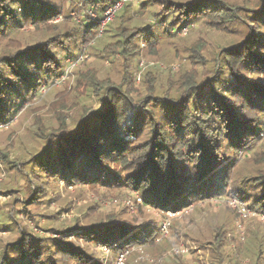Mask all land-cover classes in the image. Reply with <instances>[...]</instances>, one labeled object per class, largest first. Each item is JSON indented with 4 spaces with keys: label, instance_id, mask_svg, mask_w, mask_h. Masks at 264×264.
<instances>
[{
    "label": "trees",
    "instance_id": "16d2710c",
    "mask_svg": "<svg viewBox=\"0 0 264 264\" xmlns=\"http://www.w3.org/2000/svg\"><path fill=\"white\" fill-rule=\"evenodd\" d=\"M121 1L127 0H66L68 9H58L51 0H0V124L10 122L20 103L31 102L42 84L62 75L61 55L75 58L93 43L122 61L117 82L101 79L90 68L75 75V89L95 97L101 108H85L74 121L71 107L56 101L57 127L40 132L43 150L14 161L0 151V168L11 176L22 174L18 167L25 166L23 179L31 185L18 204L14 191L0 189V198L13 206L6 222L18 233L17 240L0 247V264H104L91 245L106 246L114 256L155 245L158 229H147L133 217L100 214L96 207L87 209L91 217L83 215L88 219L84 226L47 223L40 229L45 235L35 236L16 217L15 206L38 225L30 206L44 201L57 180L128 189L139 199L136 206L164 213L232 195L264 216V150L251 152L255 175L232 180L237 158L264 133V0H139L137 9L124 2L99 38L105 13ZM60 17L62 24H51ZM148 17L153 26L142 22ZM195 27H206L221 40L212 45L199 39L175 49L174 58L186 54L188 70L165 86L150 71L136 87L142 53L158 57L164 39ZM24 29L42 38L25 47L18 38ZM34 122L43 124L39 118ZM196 242L209 249L208 264H239L225 251L234 239L221 227ZM262 243L254 244L257 259Z\"/></svg>",
    "mask_w": 264,
    "mask_h": 264
},
{
    "label": "rangeland",
    "instance_id": "374dc122",
    "mask_svg": "<svg viewBox=\"0 0 264 264\" xmlns=\"http://www.w3.org/2000/svg\"><path fill=\"white\" fill-rule=\"evenodd\" d=\"M124 2H120V8L126 2H129L134 9H137L140 1L127 0ZM51 3L58 9H68L69 7L66 0H51ZM115 14L116 12L110 17L105 15L99 38L104 37L105 25L113 21ZM88 15L91 18L95 17V14L91 11L88 12ZM70 16L76 22L81 23L76 14L71 13ZM142 22L150 26L155 24L151 17L144 19ZM62 23L63 18L61 17L51 22L54 25ZM198 28L195 27L192 33H189V30H183L178 33V38L164 39L158 57H150L147 54L148 52L144 51L136 63L138 64V71L135 74L136 87L141 86L142 77L150 71L152 75H156L159 84L165 86V83L176 80L183 70H188L190 65L186 60V54L178 52L179 56L177 55L174 58L175 49L186 48L199 39H205L212 45L221 40L218 33L210 31L206 27ZM154 29L157 30L155 27ZM18 38L23 46L29 47V45L40 41L42 36L34 29H24ZM167 43L171 44L167 45ZM91 46L92 48L84 53L76 54L75 58L61 55L62 75L50 85L42 84L31 102L20 103V107L10 122L0 124V151L6 150L11 161L16 158L27 159L43 150L45 142L40 139V132L44 131L45 128L57 127L52 111L54 102L60 101L66 107H71L69 110H72V112L69 115L74 121L78 119L80 112L85 108H101L95 97L81 93L78 88H76L78 90L75 89V75L78 70L85 72L90 68L94 69L101 79L109 77L117 82L121 74L120 64L122 61L118 55L104 54L99 44L92 43ZM35 118L43 121L42 126L35 124ZM68 123L72 126L71 119L68 120ZM254 149L264 150V133L260 136L254 148L249 152H244L237 158L233 181L237 180L239 182L243 178L255 175L257 165L251 159V152ZM24 167H18L19 173L22 172V174L11 176L2 167L0 168V189L4 192V188L14 191V196L19 198L17 204L29 195L31 189V185H27L23 179ZM51 186L53 187L51 188ZM228 191L230 193V190ZM233 200L240 202L232 195H227L219 199L204 200L195 206H191L190 209L181 211L171 221L170 231L166 237L161 238L159 236L157 239L161 240L158 243H154L155 245L152 247L141 248V252L135 251V248L130 249L132 252L127 257L126 264H208L212 259L210 251L208 248H199L196 240L200 237L208 240L213 235L214 229L219 227L227 233L229 239H234V243L225 248L231 259L238 260L239 264H264V246L261 247L263 254L260 259H257L256 252L254 253L253 250L255 248L254 244L259 245L260 242H263L264 245V216L250 210L251 215L255 213L254 217L240 219L237 211L229 205L230 201ZM71 202H73V205L70 207ZM8 203L7 198H0V247L18 239V233L13 227L9 226L5 219L13 209L11 203L10 205ZM137 203H140L137 195L128 189L101 186L92 188L80 184L71 186L57 180L53 185H49L47 197L44 201L38 205L30 206L31 211L38 214L36 217L38 225L27 220L26 214L20 205L15 206L14 212L17 215L16 217L25 226H29L35 236L39 237L45 235L40 229L47 223L55 226L59 224L70 226L78 221L80 225L84 226L88 219H85L83 215L86 213L88 216L92 215L91 212L87 211L90 207H96L100 214H119L120 218L124 220L133 217L137 223H144L147 229H158L160 233V227L166 219V213L150 207L136 206ZM242 204L248 207L247 204L243 202ZM138 209L140 212H138ZM139 213H141V216H138ZM177 233H179L180 238H177ZM254 238L256 239L253 240ZM181 248L186 249L187 252L180 253ZM90 249L104 264H114L116 256L111 251L108 256H104L99 251V245H91ZM225 262L223 261V264H227Z\"/></svg>",
    "mask_w": 264,
    "mask_h": 264
},
{
    "label": "built area",
    "instance_id": "2783aa9c",
    "mask_svg": "<svg viewBox=\"0 0 264 264\" xmlns=\"http://www.w3.org/2000/svg\"><path fill=\"white\" fill-rule=\"evenodd\" d=\"M120 6H121V4L119 2L112 9H109L105 13L106 17L107 16L110 17L111 15H113L120 8ZM229 205L231 207H233L237 211V213L239 214L240 219H242V220L246 219L247 217H250V216H252V217L255 216V213L251 215L250 209H248V207H246L244 204H242V202H238L236 200H233V201H230ZM190 208H188V209H190ZM179 213L180 212H176V213L167 212L166 213V219L164 220L163 224L160 227V233L159 234H160L161 238L167 236L168 232L170 231L171 221L174 218H176V216ZM160 240L161 239H157L156 242L158 243ZM99 251L104 256H108L109 253H110L109 248L106 247V246H99ZM135 251L141 252V248H136ZM131 252H132V250H126V251L120 253L119 255H117L114 264H126V259L130 255ZM179 252L184 254L185 252H187V250L181 248Z\"/></svg>",
    "mask_w": 264,
    "mask_h": 264
}]
</instances>
